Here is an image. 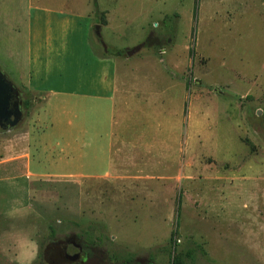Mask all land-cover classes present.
Instances as JSON below:
<instances>
[{"label": "rangeland", "instance_id": "374dc122", "mask_svg": "<svg viewBox=\"0 0 264 264\" xmlns=\"http://www.w3.org/2000/svg\"><path fill=\"white\" fill-rule=\"evenodd\" d=\"M98 2L102 16L93 0H40L102 26L109 16L101 37L92 31L100 54L149 55L130 61L155 75L161 124L174 122L178 101L177 140L173 130L147 134V115L138 112L121 142L140 151L115 162L113 176L62 174L55 164L80 155L91 165L76 172L98 173L92 159L101 154L92 145L63 149L57 124L43 137L45 97L18 85L30 107L19 126L0 128V264H30L39 252L36 264H65L58 247L48 248L51 237L67 236L90 245L78 264H171L179 252L185 264H264V0ZM17 4L23 28L30 9ZM4 19L0 67L16 84ZM75 38L52 58L51 73L65 80L41 83L45 89L87 88L97 76L90 41Z\"/></svg>", "mask_w": 264, "mask_h": 264}, {"label": "crops", "instance_id": "0c3cea01", "mask_svg": "<svg viewBox=\"0 0 264 264\" xmlns=\"http://www.w3.org/2000/svg\"><path fill=\"white\" fill-rule=\"evenodd\" d=\"M18 2L23 3V10L26 11L24 4L30 9L23 28L21 27L23 20L21 24L17 20ZM0 15L6 16L5 32L13 35V37L9 35L5 41V51L12 62V71L8 70L9 74L13 80H16L17 86L21 85L45 97V104L40 115H37L41 121L37 124L47 128L41 132L43 137L47 135L46 130L54 129L57 124L63 139L58 141V144L63 146V149L74 145V150L78 154L83 150L78 146L92 145L95 146L93 151L101 154L92 159L93 165L97 168L101 167L98 173L76 172V170H85L87 165H91L90 160L80 155L74 160L64 158L61 163L55 164V166L59 165L58 169L62 174L113 176L115 162L119 165L126 152L139 150L137 147L129 150L125 141L121 142L123 134L129 127H137L138 112L147 115L148 125L145 126L147 134L157 135L159 131H165L169 135L170 130H173L177 140L178 101L175 111L173 109L174 122L170 125L168 122L161 124L157 93L160 90L156 86L155 75L137 72V65L130 61L137 59V63L140 64L147 60L149 55L136 58L134 56L137 55L100 54L91 38L97 24L93 15L89 14L87 17L80 12H66L63 9H56L53 5L40 3V0H0ZM88 18H92L90 24ZM110 23L108 16V23L101 25V31ZM76 34H83L87 44L90 41L91 52L99 68L97 76L91 80L87 88L76 84L73 87L63 85L58 89H45L41 83H49L53 78V80H65L64 77L51 73L52 58L63 55L69 46L74 45L73 43L78 41L75 38ZM15 37H18L17 41ZM152 60L155 62L153 58ZM163 75H167L164 70ZM168 77L172 79L171 76ZM51 98L57 99L55 101ZM55 109L57 113L51 116V111L53 114Z\"/></svg>", "mask_w": 264, "mask_h": 264}, {"label": "water", "instance_id": "95a60500", "mask_svg": "<svg viewBox=\"0 0 264 264\" xmlns=\"http://www.w3.org/2000/svg\"><path fill=\"white\" fill-rule=\"evenodd\" d=\"M101 24L96 25L98 37L102 36ZM27 111L22 104L21 89L3 72L0 67V128L10 131L26 118Z\"/></svg>", "mask_w": 264, "mask_h": 264}, {"label": "flooded vegetation", "instance_id": "af4514ba", "mask_svg": "<svg viewBox=\"0 0 264 264\" xmlns=\"http://www.w3.org/2000/svg\"><path fill=\"white\" fill-rule=\"evenodd\" d=\"M22 104L24 105L23 100V94H22ZM3 213V211H0V215ZM51 245L48 248V252H51L55 250L56 247H58L62 254V260L65 262V264H78V262L81 259H84L86 261L89 252L91 251L90 245L86 241H75L73 236H67L63 240L52 238L51 237ZM71 246H73L75 249L74 251H71ZM41 253L39 252L36 256V258L30 263V264H36L37 260L40 259ZM15 264H24L23 262L19 261L18 259L12 260ZM53 264L57 262L55 258L51 261Z\"/></svg>", "mask_w": 264, "mask_h": 264}, {"label": "trees", "instance_id": "16d2710c", "mask_svg": "<svg viewBox=\"0 0 264 264\" xmlns=\"http://www.w3.org/2000/svg\"><path fill=\"white\" fill-rule=\"evenodd\" d=\"M93 7H94V13L96 16H102V11L100 10V7H99V2L98 0H93ZM130 52L129 49H125V50H117L115 52L111 51V50H108V51H105L106 54L108 55H119V56H122V55H128V53ZM24 104L25 106L28 108L30 107V100L29 99H26L24 101ZM177 232H173L172 233V236H171V242H173L174 244L176 243L177 244V240H176V235ZM187 255L189 257H191V255H189V253H187ZM171 264H185V259H184V255L183 253L179 252V253H176L173 255V260H172V263Z\"/></svg>", "mask_w": 264, "mask_h": 264}]
</instances>
